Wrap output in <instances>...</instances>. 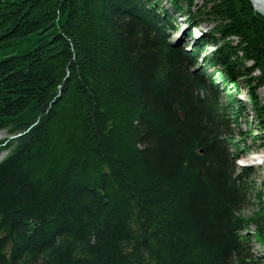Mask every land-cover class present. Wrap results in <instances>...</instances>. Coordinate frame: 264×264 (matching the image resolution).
<instances>
[{
    "label": "trees",
    "instance_id": "16d2710c",
    "mask_svg": "<svg viewBox=\"0 0 264 264\" xmlns=\"http://www.w3.org/2000/svg\"><path fill=\"white\" fill-rule=\"evenodd\" d=\"M165 2L213 25L192 49L162 0H0L1 55L39 35L0 56V264L264 262L263 208L241 214L264 180L235 171L248 148L228 129L248 122L241 84L255 125L238 135L264 132V16Z\"/></svg>",
    "mask_w": 264,
    "mask_h": 264
},
{
    "label": "rangeland",
    "instance_id": "374dc122",
    "mask_svg": "<svg viewBox=\"0 0 264 264\" xmlns=\"http://www.w3.org/2000/svg\"><path fill=\"white\" fill-rule=\"evenodd\" d=\"M10 1H18V0H10ZM195 2H197L198 4H200L202 2V0H195ZM168 2H165V0H162V4L163 7H165L166 9H168L169 13L172 15L173 17V25L176 27L174 32L170 33V37H169V41H171V43L175 46H179V47H186L188 50L192 49L193 46H195L196 44L200 43L199 39L200 36H204V34L213 27L212 24H206V23H197V24H189L187 21V16H183L181 14H175L171 8L170 5H168ZM253 5V2H252ZM254 6V5H253ZM255 7V6H254ZM258 10V9H257ZM58 25H55L54 29L57 28ZM189 32H191L193 34V37L191 38ZM39 37V35H33V34H29L25 37L22 38H15L12 39V45H15L16 43V48H12V45H8L7 47H5V53H3L2 55L0 54V56H8L11 54H17V53H22L27 51L30 46L32 45V43H34L36 41V39ZM214 49V47L208 46L206 51H200L198 53V58H197V62L198 64H200L199 66L203 65V60H201V58L204 56V52H209L212 51ZM239 93L237 94V99L240 100V102H242V104L245 107V110L248 113V122H244L245 119H241L240 117H238V123L240 124L239 127L235 126L234 123H230L228 125V129L229 132H231L232 135L235 136L236 140H242V144H245L248 148V152L246 153H242L239 155L238 158H236L235 161V165H236V172H238L242 167L247 166V167H252V171L254 172V177L256 179V187L260 188V181L264 180V172L261 170L262 165H264V148H259L257 147V145L260 144L259 142V138L263 136L264 132H261L260 130H256L254 132L253 135H258L259 137H257L256 139H252L251 136H239L238 135V130L244 131L246 132L250 125L254 126L255 125V121H254V115H253V111L251 109V105L249 103V100L247 99L248 95L246 93V87H244L243 85L240 84L239 86ZM258 95H259V99L262 105H264V87L260 88L258 90ZM222 97L224 98V96L222 95ZM221 99L223 101H225V99ZM248 123V124H247ZM13 138L12 134H8L7 130H2V132L0 131V139H5V138ZM232 150V149H231ZM6 154V152H4L3 156ZM2 159V156L0 157V160ZM253 196V195H252ZM252 203L248 204L246 207H244L241 211V214L244 217H250L252 216L255 212H259V208H263V214H264V199H262V202H258L256 201V199H252L251 200ZM256 228V225H251L250 226V230L248 232L253 231ZM253 244V250L255 255L256 254H260L261 249L259 244H257L258 242L255 241L254 239H252ZM258 258V257H257ZM259 264H264L263 261L260 260Z\"/></svg>",
    "mask_w": 264,
    "mask_h": 264
},
{
    "label": "bare ground",
    "instance_id": "6f19581e",
    "mask_svg": "<svg viewBox=\"0 0 264 264\" xmlns=\"http://www.w3.org/2000/svg\"><path fill=\"white\" fill-rule=\"evenodd\" d=\"M253 2V6L258 13H261L264 16V1L262 0H250ZM258 9V10H257Z\"/></svg>",
    "mask_w": 264,
    "mask_h": 264
},
{
    "label": "water",
    "instance_id": "95a60500",
    "mask_svg": "<svg viewBox=\"0 0 264 264\" xmlns=\"http://www.w3.org/2000/svg\"><path fill=\"white\" fill-rule=\"evenodd\" d=\"M262 1H264V0H262Z\"/></svg>",
    "mask_w": 264,
    "mask_h": 264
}]
</instances>
